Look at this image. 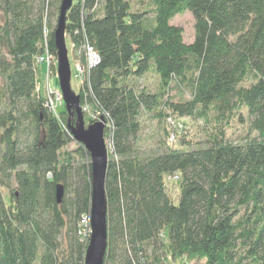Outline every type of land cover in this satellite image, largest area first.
Returning a JSON list of instances; mask_svg holds the SVG:
<instances>
[{
    "label": "trees",
    "instance_id": "trees-1",
    "mask_svg": "<svg viewBox=\"0 0 264 264\" xmlns=\"http://www.w3.org/2000/svg\"><path fill=\"white\" fill-rule=\"evenodd\" d=\"M59 4L0 0V264L84 262L90 159L66 111L44 105L35 59L56 55ZM185 10L190 42L170 23ZM65 35L100 58L76 93L85 124H108L103 264H264V0H73ZM173 117L200 123L196 137L171 146ZM234 118L247 119L236 140Z\"/></svg>",
    "mask_w": 264,
    "mask_h": 264
},
{
    "label": "water",
    "instance_id": "water-1",
    "mask_svg": "<svg viewBox=\"0 0 264 264\" xmlns=\"http://www.w3.org/2000/svg\"><path fill=\"white\" fill-rule=\"evenodd\" d=\"M73 0H60L58 14L53 30V42L56 50V72L59 91L68 117L74 115L73 123L67 120L72 138L88 152L90 159V236L85 249L83 264H103L107 246V200L105 192V174L108 150L104 139L105 123L102 118L85 124L80 107L79 95L70 86L71 69L66 47V12ZM62 185L56 186V200L62 197ZM203 264V263H199Z\"/></svg>",
    "mask_w": 264,
    "mask_h": 264
},
{
    "label": "rangeland",
    "instance_id": "rangeland-1",
    "mask_svg": "<svg viewBox=\"0 0 264 264\" xmlns=\"http://www.w3.org/2000/svg\"><path fill=\"white\" fill-rule=\"evenodd\" d=\"M51 11H53V8H51ZM55 17H53V22L55 23ZM170 23L175 25V26H180L183 30V41L184 42H190L193 39V17L192 14L185 10L182 11L180 13H178L177 15H175L171 20ZM66 47H67V51H68V59H69V64H70V69H71V73L73 75V71L76 68V53L75 50L72 48V45L69 41H67L66 38ZM42 71H43V66H42ZM44 79V76L43 78ZM146 79V78H145ZM156 79L155 75H150L149 77H147V84H150L151 86L154 84ZM49 85L51 86L52 89L54 90H59V82H58V78L56 73H54L53 71L51 72L50 76H49ZM41 88L42 86H44L43 82H40L39 85ZM70 86L71 89L76 93L78 91L79 88V82L78 79L74 78L73 76L70 78ZM65 111V107L64 104L59 107V111ZM84 115V114H83ZM154 121H146L144 124V128H143V132L144 134L147 136V139L150 138L151 136V132L154 130ZM169 131L174 135V138L172 141H168L171 146L173 147H177L178 146V142H176L178 135L181 134V132H186L187 133V137H192L194 138V136L196 137V135L198 134V130L200 128V123H198L197 121L191 120L188 117H173V121H171L169 123ZM247 129V119H242V121H240L237 118H234L231 123L230 126L226 129V134L227 136L232 139V140H236L239 137H241ZM147 139H146V143H147ZM150 140V139H149ZM151 141V140H150ZM72 147V145H70ZM169 184H167V187H169V191L172 193V200L174 203L177 202L178 196H177V191L175 189V187H173L174 183L173 181L168 182ZM201 262H196V261H189L187 259H183V260H175L172 261L170 260V264H199Z\"/></svg>",
    "mask_w": 264,
    "mask_h": 264
},
{
    "label": "built area",
    "instance_id": "built-area-1",
    "mask_svg": "<svg viewBox=\"0 0 264 264\" xmlns=\"http://www.w3.org/2000/svg\"><path fill=\"white\" fill-rule=\"evenodd\" d=\"M72 48L74 49L73 44ZM76 53V68L73 71V75L71 73V77L78 79L79 84H82L83 78L85 76V70L91 68L92 66L96 65L100 58L98 53L94 50V48L87 42H82L77 48H75ZM81 56L83 57L84 61L82 63ZM36 63L38 65L43 66V73L41 76V83L43 82L44 86H42L43 93H44V105L52 112V114L56 117L59 115V107L63 105L62 95L59 90H54L49 85V76L53 71L56 73V64L52 62L51 54L47 49L44 50L43 54L36 56ZM44 76V79H42ZM82 113H88L89 109L87 106H81ZM90 117L94 118L93 121L100 120L98 116L89 114ZM92 121V122H93ZM171 121H169L170 123ZM105 126L108 125L104 120ZM174 135L171 133L169 140L172 141ZM105 143L107 146L108 153L111 152L110 141L105 139ZM178 178V174L173 175L172 177H168L169 181H174ZM90 236V224H89V213L86 215H82L78 222V237L80 241L87 245L88 239Z\"/></svg>",
    "mask_w": 264,
    "mask_h": 264
},
{
    "label": "bare ground",
    "instance_id": "bare-ground-1",
    "mask_svg": "<svg viewBox=\"0 0 264 264\" xmlns=\"http://www.w3.org/2000/svg\"><path fill=\"white\" fill-rule=\"evenodd\" d=\"M51 59L54 64H57L56 55H51Z\"/></svg>",
    "mask_w": 264,
    "mask_h": 264
}]
</instances>
